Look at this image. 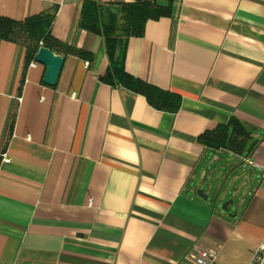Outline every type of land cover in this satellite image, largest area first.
<instances>
[{"label": "crops", "instance_id": "0c3cea01", "mask_svg": "<svg viewBox=\"0 0 264 264\" xmlns=\"http://www.w3.org/2000/svg\"><path fill=\"white\" fill-rule=\"evenodd\" d=\"M170 1L128 39L125 68L180 96L173 113L99 80L108 58L78 27L84 0H0L17 21L57 6L51 35L92 54L61 55L48 86L0 40V264H197V247L247 264L264 241V0ZM231 118L241 153L198 141Z\"/></svg>", "mask_w": 264, "mask_h": 264}, {"label": "trees", "instance_id": "16d2710c", "mask_svg": "<svg viewBox=\"0 0 264 264\" xmlns=\"http://www.w3.org/2000/svg\"><path fill=\"white\" fill-rule=\"evenodd\" d=\"M109 8L113 14L109 15ZM57 6L46 16L29 15L17 21L0 16V40L16 43L24 48V67L34 60L36 51L44 46L59 55H72L91 61L92 54L83 49L64 43L51 35ZM172 3L157 0H136L108 5H99L94 0H84L78 27L101 35L108 58L106 71L99 76L105 84L121 85L140 94L154 109L176 112L180 107V96L162 90L126 71L125 54L128 39L141 37L146 22L170 16ZM105 13L107 15H105ZM248 134L244 126L231 118L227 124L216 125L198 136V141L210 148H226L241 153L246 147Z\"/></svg>", "mask_w": 264, "mask_h": 264}, {"label": "water", "instance_id": "95a60500", "mask_svg": "<svg viewBox=\"0 0 264 264\" xmlns=\"http://www.w3.org/2000/svg\"><path fill=\"white\" fill-rule=\"evenodd\" d=\"M34 60L44 65L45 70L43 74V83L48 86H53L56 83L57 77L59 75L60 69L62 67L63 58L59 54H55L48 48L40 46L35 53ZM198 196L206 200L207 195L202 193L200 189L196 190ZM230 201L223 203L221 208L227 210L226 205Z\"/></svg>", "mask_w": 264, "mask_h": 264}, {"label": "built area", "instance_id": "2783aa9c", "mask_svg": "<svg viewBox=\"0 0 264 264\" xmlns=\"http://www.w3.org/2000/svg\"><path fill=\"white\" fill-rule=\"evenodd\" d=\"M3 160L6 162L9 161L6 155L3 156ZM192 258L197 264H218L216 252L211 249L197 247L193 250ZM247 264H264V241H261L252 251Z\"/></svg>", "mask_w": 264, "mask_h": 264}]
</instances>
